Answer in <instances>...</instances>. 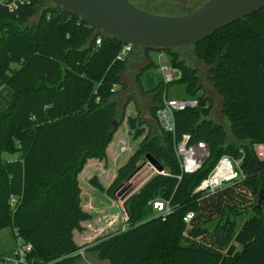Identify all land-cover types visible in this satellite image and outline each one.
Wrapping results in <instances>:
<instances>
[{
  "label": "trees",
  "instance_id": "obj_1",
  "mask_svg": "<svg viewBox=\"0 0 264 264\" xmlns=\"http://www.w3.org/2000/svg\"><path fill=\"white\" fill-rule=\"evenodd\" d=\"M38 8H0V82L13 90L7 99L0 98V153L14 152L11 138L20 144L18 160L0 162V230L10 228L15 238L31 246L26 259L32 264H73L78 257L69 255L80 247L72 232L81 231L79 223L89 217L79 208L76 177L87 160L106 158L121 122L112 129L114 88L128 62L116 59L122 44L52 5L28 27ZM164 53L181 76L165 83V89L159 83L154 101L160 95L166 98L169 84H183L187 99L198 105L174 112V138L163 132V145L172 150L174 140L187 134L204 142L209 156L198 171L182 174L174 152L169 158L155 139L142 144V153L163 161L167 175H156L132 196L125 230L99 239L88 250L108 264H152L172 253L182 259L197 255L205 264H264V209L255 208L259 191H264V162L251 149L253 143H264V7L193 47L220 99L231 142L222 126L207 119L210 105L205 106L204 96L196 97L202 90L196 72L173 51ZM147 59V69L156 68ZM126 123L134 129V118ZM224 155L243 156L244 179L212 195L192 193ZM135 158L118 170L110 190L130 176ZM90 184L101 190L95 178ZM156 194L160 197L154 198ZM157 200L168 201L171 212L149 219L145 209ZM245 207L252 208V215L236 227L230 215ZM189 212L193 217L185 224ZM180 241L187 244L184 254L177 251Z\"/></svg>",
  "mask_w": 264,
  "mask_h": 264
},
{
  "label": "rangeland",
  "instance_id": "obj_2",
  "mask_svg": "<svg viewBox=\"0 0 264 264\" xmlns=\"http://www.w3.org/2000/svg\"><path fill=\"white\" fill-rule=\"evenodd\" d=\"M196 3L197 2H193L190 7ZM48 7H50L48 3L42 4V6L38 8L37 14L28 21L27 26L32 27L33 25H35L41 11ZM171 7L173 6L162 7V10H169L171 9ZM154 8V10L160 12V8L158 9L156 6H154ZM133 53L134 52H132L126 60L128 63L132 58H134ZM154 53L155 52L151 50L146 52L144 55L147 59V57H149L148 55H153ZM179 53V59L182 60L185 66H187L188 68H193L199 79V85L202 87V90L197 92L196 97L204 96L208 100V102L205 104L206 107L210 105V111L207 119L215 124L222 126L228 134V141L231 142L232 138L229 134L227 121L220 114V99L214 92L211 83L207 82L206 80L207 67H205L202 62H199L195 59V57L193 56V48H182L179 50ZM164 55L169 61V55L166 53H164ZM136 56L137 58L135 60L137 61L135 64L138 65L137 67L139 68L143 64V60L141 59V54H137ZM167 65L168 67H166V69L163 71H160L159 69H150L146 71L143 75V80L146 79V76L150 77V79L146 82L139 81V77L138 79H136V82L139 83L138 91L140 94L147 96L155 95L154 89L157 88V85L159 83V85H161L165 89V83L175 81L181 76V72L179 70L174 69L170 64ZM11 67L15 68V66ZM163 73V79H165V81L159 80L162 79ZM126 80L128 81L129 79ZM125 85L128 87L127 84ZM12 92L13 90L0 82V98L3 97L7 99L9 94H11ZM117 93L113 97V99L116 100V104L118 105V108H116L115 121L121 122L118 124L116 131L112 135L111 141L107 145L106 158L102 161L97 160L99 163L97 165L96 163L85 165L82 171L76 177V185L77 189L79 190L80 199L79 208L89 217L79 223V225L81 226V231L74 230L72 232V239L74 244H78L76 246L80 247V249H84V257H78L76 260H74L73 264H108L107 261L99 260L97 258L96 252L88 249H90V247H92L99 239L122 232L126 229L127 206L130 199L135 193L138 192L141 187L149 182L150 179H152L156 175H159L158 172L153 168V166L147 161V159H145V156L150 154L142 153L143 147L141 145L147 144L151 139L158 140L157 142L160 145H163L164 134L156 122L154 110L152 111L153 107L160 103L159 101L164 100L163 96L160 95V97H156L155 101L153 99L155 96L150 99H142L141 102L134 99L133 110L136 112V114L133 116L134 129H129L126 120L124 119V109H122L121 107L125 101L128 103L127 97L128 95L132 94V92H130L129 90V92L121 94L120 96H117ZM165 96V100L186 99L187 97L185 94V86L183 84H169L166 89ZM130 97L131 99L134 98V96L132 95ZM149 100H151L152 102V107H150V104H148ZM123 120L125 121L126 125L122 123ZM144 122H147V124L150 123L151 126L148 127ZM11 139L12 140L10 141L13 142V148L15 150L12 153H0L1 163L16 161L20 157V153L18 151L20 149V144L16 139ZM163 148L166 155L171 158L174 150H168L165 145H163ZM134 156L136 157V163L133 172L126 180L122 181L114 189L110 190L111 184L115 180L118 170ZM156 161L162 167L164 166L162 160ZM163 171H165L166 174L168 173V169L165 166ZM92 178L96 179L97 183L101 186V190L94 188L90 184V180ZM107 190H110V192L112 191L110 195L106 194ZM159 197L160 196L157 194L154 196V198ZM13 206L14 203H10L11 210H13ZM251 209L252 208L245 207L240 210L238 215H230V219L233 218L236 227H240L243 221L252 215ZM145 211V216L149 219L161 216L157 211L152 210L149 206L146 207ZM111 220L113 223H110ZM214 224L215 222L207 225V228L212 229ZM4 229L2 233H7V237L1 240V245L10 246L14 240H12L10 237V229ZM185 230H187V227L185 228ZM185 230L184 233L186 232ZM186 245L187 244L185 242L180 241L177 245V251L181 254H184ZM14 246L15 247L12 251V254L10 256L4 255L5 258L9 259L13 256L14 250L16 249V243ZM85 249H87V251H85ZM186 257L187 259H182L177 255H173L172 253L168 258L162 256V261H156L152 264H185L186 261H190L192 264H205V260H203V257L201 258L197 255H191L190 253H188Z\"/></svg>",
  "mask_w": 264,
  "mask_h": 264
},
{
  "label": "water",
  "instance_id": "obj_3",
  "mask_svg": "<svg viewBox=\"0 0 264 264\" xmlns=\"http://www.w3.org/2000/svg\"><path fill=\"white\" fill-rule=\"evenodd\" d=\"M48 4L122 45H130L134 57L145 51H173L195 47L215 31L264 7V0H206L186 15L166 16L145 12L128 0H45ZM190 68V67H189ZM194 70L193 68H190ZM116 128V121L111 123ZM145 159L157 172L162 166L150 155ZM263 189L256 209H264Z\"/></svg>",
  "mask_w": 264,
  "mask_h": 264
},
{
  "label": "built area",
  "instance_id": "obj_4",
  "mask_svg": "<svg viewBox=\"0 0 264 264\" xmlns=\"http://www.w3.org/2000/svg\"><path fill=\"white\" fill-rule=\"evenodd\" d=\"M43 1L45 0H0V8L12 11L15 8L30 5L41 7L42 4H44ZM95 44H100L99 38L95 40ZM132 51L133 48L130 45H122L116 59L126 61ZM197 105L198 104L195 99H164L162 104L155 111V119L159 128L162 132L170 134L174 138V112L183 111L187 108L193 109L196 108ZM251 149L255 158L260 162H264V143H253L251 145ZM173 150L178 162L179 170L182 174L195 173L201 168L209 156L208 146L204 142L192 141L191 137L187 134H184L179 139L174 140ZM239 153L241 155L243 154L241 150H239ZM242 157L243 156L239 159H233L226 155L221 156L213 165L207 176L203 178L195 187L193 193H202V196L212 195L226 186L243 180L244 175L240 169ZM158 174L162 176L167 175L163 170L158 172ZM148 204H151L152 209L157 211L162 216L168 215L171 212L168 201L157 200L149 202ZM192 217L193 214L189 212L183 217L182 221L185 224H188ZM15 240L16 249L14 250L13 256L7 259L0 254V264H32L26 259V256L31 250V246L28 243L21 241L19 238H15ZM74 256L83 258L84 249H79L69 255V257Z\"/></svg>",
  "mask_w": 264,
  "mask_h": 264
},
{
  "label": "crops",
  "instance_id": "obj_5",
  "mask_svg": "<svg viewBox=\"0 0 264 264\" xmlns=\"http://www.w3.org/2000/svg\"><path fill=\"white\" fill-rule=\"evenodd\" d=\"M148 56L149 57H147V58H149L157 67V68H151V69H159L160 71H163V70L166 69V67H168L167 64H169V61L166 58V56L164 55V53L155 52L153 55H148ZM136 58H137V56L132 58L130 60V62L128 63L126 69L123 72L120 73V75H119L120 76V83H119V85L115 86V88H114L115 91L119 92V93H117L118 94L117 96H120L121 94H125V93L129 92V90H130V92H132V94L128 95V97H127L128 103L125 101L123 103L122 107H121L122 109H124V115H125L124 119L125 120L128 117L133 118V116L136 114V112L133 110L134 109V102H133L134 99L139 100V102H141L142 99H146V98L150 99V98L153 97V95H150V96L142 95L138 91L139 83L136 82V79H138V77H139V81H142V82L148 81L150 79V77L146 76L147 80L144 79L145 80L144 81L143 80V77H144L143 75H144V73L146 71H148L150 69H147L149 61H148V59H146L144 54H141V59L143 60V64L139 68L137 67L138 65L135 64L136 61H137V60H135ZM140 73H141V75H140ZM163 76H164V73L162 74V79H159V80H164L165 81V79H163ZM126 79H129V80L127 81ZM125 84H127L128 87ZM125 87H127V88H125ZM122 89H124V90H122ZM131 95L134 96V98L131 99V97H130ZM115 102H116V100H115ZM148 104H150V107H152L151 100H149ZM116 108H118L117 104H116ZM145 108H147V107H145ZM122 123L126 125L124 120H123ZM144 123L148 127L151 126L150 123L149 124H147V122H144ZM107 156H108V151H107ZM90 163H96V165L99 164L97 160L91 159V160H88L85 165L90 164ZM111 222H112V220L110 221V223ZM8 229H10V228H8ZM2 232H3V229L0 230V254L3 255V256L4 255L10 256L12 254V251H13V249L15 247L14 245L16 243V241L14 239V234H13V231L10 229V232H11L10 234L11 235L10 234L9 235H10L11 239L14 240V241H13V243L10 246H2L1 245V240L5 239L7 237V233L3 234ZM76 245H78V244H76Z\"/></svg>",
  "mask_w": 264,
  "mask_h": 264
},
{
  "label": "flooded vegetation",
  "instance_id": "obj_6",
  "mask_svg": "<svg viewBox=\"0 0 264 264\" xmlns=\"http://www.w3.org/2000/svg\"><path fill=\"white\" fill-rule=\"evenodd\" d=\"M134 6L148 13L166 15V16H179L186 15L197 9L206 0H128ZM193 2H197L190 7ZM156 6L159 11L154 10ZM173 6L169 10H162V7ZM134 52V50L132 51Z\"/></svg>",
  "mask_w": 264,
  "mask_h": 264
}]
</instances>
